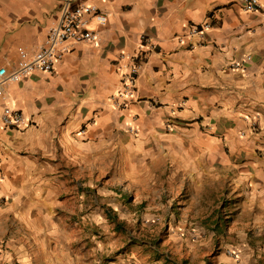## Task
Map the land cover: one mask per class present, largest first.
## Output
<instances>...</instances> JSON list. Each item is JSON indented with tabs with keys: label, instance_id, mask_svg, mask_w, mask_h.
Wrapping results in <instances>:
<instances>
[{
	"label": "crops",
	"instance_id": "1",
	"mask_svg": "<svg viewBox=\"0 0 264 264\" xmlns=\"http://www.w3.org/2000/svg\"><path fill=\"white\" fill-rule=\"evenodd\" d=\"M81 1L111 13L103 48L80 47L11 89L25 131L4 128L0 108V264H83L88 231L62 220L89 218L90 195L103 213L127 214L118 200L130 189L135 203L173 204L223 178L247 213L242 231H264V0L255 12L241 0ZM59 3L0 0V66L43 42Z\"/></svg>",
	"mask_w": 264,
	"mask_h": 264
},
{
	"label": "rangeland",
	"instance_id": "2",
	"mask_svg": "<svg viewBox=\"0 0 264 264\" xmlns=\"http://www.w3.org/2000/svg\"><path fill=\"white\" fill-rule=\"evenodd\" d=\"M258 158L264 163L262 156ZM229 184L222 178L216 183L207 182L205 188H185L172 196L173 204L170 200L159 204L135 203L130 189L129 203L118 200L121 207L128 208L127 214L120 213L121 209L113 210L123 227L122 233L110 223L107 211H101L104 204L95 205L94 195H90L87 209L100 208V212L94 213L91 208L87 211L89 218L82 214L85 219H78L76 210L74 218L62 220V226L56 228L66 230L71 226L77 231H88V252L83 264H136L143 259H150L152 264L159 259L163 264H213L218 258H227L233 264H256L264 255V231H242L247 222L243 216L247 213L242 216L237 210L241 204L231 200ZM105 208L109 206L105 204ZM175 244L182 246L176 248ZM233 250L239 252V259L229 255Z\"/></svg>",
	"mask_w": 264,
	"mask_h": 264
},
{
	"label": "built area",
	"instance_id": "3",
	"mask_svg": "<svg viewBox=\"0 0 264 264\" xmlns=\"http://www.w3.org/2000/svg\"><path fill=\"white\" fill-rule=\"evenodd\" d=\"M241 3L247 12L261 9L260 0H241ZM57 13L56 20L40 45L31 50L19 47L15 63L0 66L1 124L8 130L23 132L31 124L30 119L16 107L11 98L13 87L24 84L37 75L53 73L66 57L80 47L100 49L105 44L111 17L107 9L81 0H60ZM201 32L202 29L199 28L192 30L193 34ZM141 40L147 41L146 36L142 35ZM147 48L146 53L154 50L152 45ZM240 66L235 64L233 67L238 69ZM140 71L141 67L138 66L130 68L120 97L126 99L134 96L136 76ZM130 132L137 134L138 130L130 128ZM229 255L235 259L240 256L237 250L229 252Z\"/></svg>",
	"mask_w": 264,
	"mask_h": 264
},
{
	"label": "trees",
	"instance_id": "4",
	"mask_svg": "<svg viewBox=\"0 0 264 264\" xmlns=\"http://www.w3.org/2000/svg\"><path fill=\"white\" fill-rule=\"evenodd\" d=\"M107 217L109 218V221L111 224L115 225V228L117 232L122 233L123 232V227L118 223V218H116L110 211H107ZM218 225V222L216 224V227Z\"/></svg>",
	"mask_w": 264,
	"mask_h": 264
}]
</instances>
